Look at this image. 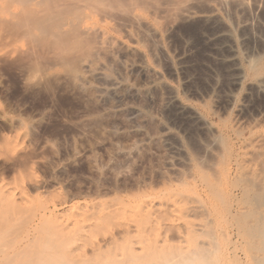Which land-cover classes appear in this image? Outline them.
<instances>
[{"label":"rangeland","instance_id":"obj_1","mask_svg":"<svg viewBox=\"0 0 264 264\" xmlns=\"http://www.w3.org/2000/svg\"><path fill=\"white\" fill-rule=\"evenodd\" d=\"M151 3L132 21H99L113 40L79 87L50 61V87L32 78L15 53L28 42L1 38L0 254L29 230L37 249L94 263L131 250L154 259L210 228L197 242L215 239L222 264L251 263L219 198L237 190V157L264 131V0Z\"/></svg>","mask_w":264,"mask_h":264},{"label":"bare ground","instance_id":"obj_2","mask_svg":"<svg viewBox=\"0 0 264 264\" xmlns=\"http://www.w3.org/2000/svg\"><path fill=\"white\" fill-rule=\"evenodd\" d=\"M155 1L157 2V0H0V40L5 37L3 39H8L10 44L28 42L29 48H26V51H16L15 53L21 54L19 60L23 58L27 60L32 78L39 79L45 82L46 85L49 84L52 80V75L49 73L51 69L47 67L50 61L49 64H56L64 70L65 75H63V78L66 76L68 82H71L75 87H79L85 80L86 73L91 69L94 59L96 57L98 59L101 52L106 51V46L113 40L109 37L107 31L99 25V21L103 18L132 21L138 7L149 5ZM156 9L158 7L155 6ZM113 44L114 41L111 45ZM103 54L106 53L103 52ZM4 55L5 59L8 60L7 54ZM18 55L15 56L18 57ZM3 56L0 57L2 61ZM42 85L45 86L44 83ZM47 86L50 87V85ZM253 133L252 137L249 136L251 138L245 146L243 145L245 149H242L244 151L241 162L238 157L236 160L237 169L235 172L237 179L234 178L237 180V184H235L237 190L228 191L227 195H224L225 198L220 196L219 199L224 200L225 205L227 204V221L233 222V225L237 226V228L235 227V229H238L236 234L238 233L239 237H243V240L245 237V242L248 241L250 245L249 250L253 257L249 256L252 257L249 264H264V131ZM229 142L228 139L222 137L221 143L226 152L227 160L230 162L235 156ZM19 160L20 157L15 158L11 166L18 163ZM8 165L10 166V163ZM230 172V168H228L227 183L231 176ZM37 183L33 184L39 187L41 183ZM212 188L215 189L212 190L214 193L218 191V194H221L216 184ZM35 227H32L33 232L36 230ZM207 230L205 228V231ZM205 231L197 230L191 234H194L198 241L199 237H204L202 234L209 235V232ZM212 233L214 232L212 231ZM36 239L37 236L28 230L24 239V242H26L18 248L19 250L17 249L12 253H2L5 256L0 257V264H102L92 262L86 255L87 260L78 258L81 256L76 257L78 253H61L58 250L37 249L35 247ZM213 240L214 242L209 243L210 246L209 244L204 245L205 242L203 244L196 241V245L192 249L184 250L183 248L175 252L166 251L158 257L157 254L153 253L156 255L154 259H152L153 255L150 253L148 255L147 253H137L136 250H131V253L128 252L129 255L123 254L127 256H124V258L122 256V260L114 257V261H111H113L112 264H222L224 263L220 261L222 255L218 256L220 252L218 249L220 248L216 245L215 239ZM227 242L232 245L229 238ZM109 244L110 242H105L104 245L98 247V251H102ZM34 247L37 250H33ZM149 256L151 259H149ZM234 259L237 260L238 258ZM111 261L109 259L108 263L107 261H103V263L109 264Z\"/></svg>","mask_w":264,"mask_h":264}]
</instances>
